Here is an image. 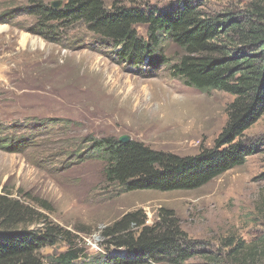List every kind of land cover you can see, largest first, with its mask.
<instances>
[{"label": "rangeland", "instance_id": "rangeland-1", "mask_svg": "<svg viewBox=\"0 0 264 264\" xmlns=\"http://www.w3.org/2000/svg\"><path fill=\"white\" fill-rule=\"evenodd\" d=\"M101 1L107 9L168 13L181 0ZM190 1H200L210 15L240 12L252 3L264 9V0ZM34 11L31 0H0V130L26 141L0 149V195L69 232L71 246L83 252L75 264H108L105 257L120 255L101 232L136 211L148 226L158 222L160 210L170 211L188 239L207 251L228 240L248 244L264 232V113L244 133L255 149L243 166L195 191L126 193L105 183L93 141H135L193 156L213 146L233 97L189 88L173 77L171 66L181 52L169 39L162 42L163 65H129L82 23L40 35ZM137 33L146 39L144 27ZM41 202L50 210L41 209ZM67 246L60 241L44 247L39 257L46 260ZM202 263L196 256L182 264Z\"/></svg>", "mask_w": 264, "mask_h": 264}, {"label": "trees", "instance_id": "trees-1", "mask_svg": "<svg viewBox=\"0 0 264 264\" xmlns=\"http://www.w3.org/2000/svg\"><path fill=\"white\" fill-rule=\"evenodd\" d=\"M31 0L40 35L82 23L113 48L120 62L141 66L165 63L162 42L169 39L181 52L171 75L189 88L219 91L233 100L227 121L213 142L193 156L154 151L135 141L110 138L93 141L92 152L102 164L106 184L129 192L195 191L225 172L244 165L255 145L244 133L264 113V9L252 3L237 12L206 14L200 1L181 0L162 13L138 8L107 9L101 0H61L59 9ZM144 27L146 39L137 33ZM25 139L0 130V149L11 151ZM264 177V176H263ZM46 212L50 208L39 203ZM158 222L146 224L141 211L123 215L101 232L107 243L122 251L105 257L108 264H182L198 256L202 264H264V232L246 244L228 240L216 250H204L186 236L172 213L160 210ZM38 228L40 230L35 231ZM66 251L42 260L39 250L58 242ZM70 233L52 225L35 208L0 195V264H75L82 250L71 246ZM110 252H108L109 254Z\"/></svg>", "mask_w": 264, "mask_h": 264}, {"label": "water", "instance_id": "water-1", "mask_svg": "<svg viewBox=\"0 0 264 264\" xmlns=\"http://www.w3.org/2000/svg\"><path fill=\"white\" fill-rule=\"evenodd\" d=\"M59 5H60V6H59ZM61 5H62V2H61V1H58V2H53V3L51 4V7H52L53 9H56V8L61 7ZM120 142L125 143V142H127V141H120Z\"/></svg>", "mask_w": 264, "mask_h": 264}]
</instances>
